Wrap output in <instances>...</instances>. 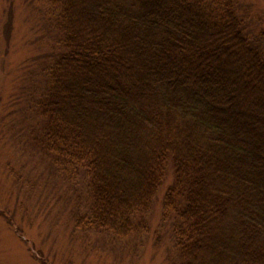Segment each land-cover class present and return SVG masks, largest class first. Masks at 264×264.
Masks as SVG:
<instances>
[{"label": "trees", "instance_id": "obj_1", "mask_svg": "<svg viewBox=\"0 0 264 264\" xmlns=\"http://www.w3.org/2000/svg\"><path fill=\"white\" fill-rule=\"evenodd\" d=\"M56 1L39 141L87 168V223L127 234L171 162L182 264H264V47L231 1Z\"/></svg>", "mask_w": 264, "mask_h": 264}, {"label": "rangeland", "instance_id": "obj_2", "mask_svg": "<svg viewBox=\"0 0 264 264\" xmlns=\"http://www.w3.org/2000/svg\"><path fill=\"white\" fill-rule=\"evenodd\" d=\"M230 1L264 47V0ZM59 14L56 0H0V264H182L179 219L166 201L177 181L171 162L149 208L121 235L87 223V168L58 161L39 141Z\"/></svg>", "mask_w": 264, "mask_h": 264}]
</instances>
